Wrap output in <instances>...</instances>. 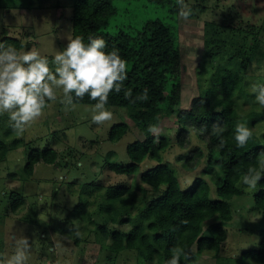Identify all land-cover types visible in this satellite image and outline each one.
<instances>
[{
	"label": "trees",
	"instance_id": "trees-1",
	"mask_svg": "<svg viewBox=\"0 0 264 264\" xmlns=\"http://www.w3.org/2000/svg\"><path fill=\"white\" fill-rule=\"evenodd\" d=\"M139 1L73 0L72 4V38L81 36L87 42L88 36L103 37L108 50L113 47L119 49L127 61L125 89H131L133 97L145 87L149 89L148 100L136 103L125 99L123 90L113 92L106 106L126 108L134 125L145 135L143 140H135L127 146L130 162H109V166L118 174L134 175L145 162H152V166L140 174L143 187H139L150 195L145 194L138 200L136 186H108L104 205L98 209L105 221L97 225L96 234L101 247L108 250L105 258L111 261L129 249L154 264H167L175 250L180 256V264H194L195 257L205 250H221L228 235L224 222L233 218L229 201L247 192L242 181L248 167H255L264 174V134L259 137L254 130L255 121L264 119V112L242 113L236 100L242 89V71L259 49V28L250 21L233 16L230 11L221 22H205L208 29L205 31L204 45L214 71L208 87L194 99L192 107L181 109L179 40L174 29L176 24L165 19H175L179 15L177 0H148L156 9L168 8L170 13L166 10V15L161 18L147 16L131 19L127 5ZM195 1L189 6L190 18H198L207 10L206 0ZM232 37L238 38L236 44L234 40L231 41ZM1 42L13 45L20 51L24 47L23 41L15 37L6 36ZM73 102L95 104L87 94L82 99L74 98ZM175 113L180 122L175 143L187 148L191 145L190 133L194 131L205 144V149L196 147L189 151L184 165L192 168L194 160L206 158L203 173L215 186L217 199L211 197L212 185L206 177L196 176L191 184L182 186L175 169L162 160V151L171 142L163 135L154 136L148 128L149 125L160 127L166 118ZM241 121L247 122L253 135L245 147L238 148L233 136L235 125ZM214 124L222 126L221 137L209 134ZM201 128L207 131L201 133ZM128 130L129 124L126 122L114 124L110 140L118 141ZM221 138L223 148L219 147ZM12 146L0 139V162L7 158ZM56 156L54 149L43 152L32 150L25 172L33 175L39 161L52 164ZM254 200V206L264 212V178L256 186ZM10 201L12 209L17 210L24 204L25 197L12 192ZM134 206H137V211L133 215L131 209ZM212 218L205 226V221ZM133 219L135 223L128 229L108 225L117 221L130 223ZM243 257L264 264V230L261 231L259 245L243 253Z\"/></svg>",
	"mask_w": 264,
	"mask_h": 264
},
{
	"label": "rangeland",
	"instance_id": "rangeland-1",
	"mask_svg": "<svg viewBox=\"0 0 264 264\" xmlns=\"http://www.w3.org/2000/svg\"><path fill=\"white\" fill-rule=\"evenodd\" d=\"M185 2L190 6L196 1ZM205 3L207 10L198 18L185 19L180 15L175 19L165 18L177 26L174 29L181 52L179 107H192L194 99L208 87L214 71L204 45L208 29L205 22H221L231 12L259 28V49L242 71V89L236 96L238 107L242 113L264 112V108L254 102L250 87L252 83L264 84V0H206ZM72 4L73 0H0V42L6 36L21 39L24 43L22 52L31 50L47 55L50 68H54L52 56L63 50L67 40L72 38ZM127 7L131 19L161 18L166 15V10L170 13L168 8L156 9L148 0ZM226 38L229 40L230 36L227 34ZM233 40L235 44L238 42L236 37H232ZM62 95L58 91V99L48 102L41 117L22 132L13 130L6 113L0 116V139L13 144L7 158L0 162V264L11 253L14 237L22 235L28 237L32 245L28 264H154L129 249L122 251L116 260L106 259L108 250L101 247L96 234L97 225L105 221L98 209L104 205L108 186H136L138 200L145 194L150 195L139 187H143L140 174L151 167L152 162H145L134 175L118 174L109 166V162H130L127 146L135 140H143L144 133L134 125L126 108L106 106L112 119L96 125L89 111L94 104L73 102L66 106L60 102ZM120 122L129 124V130L118 141H111V128ZM159 129V135L171 142L162 151V160L175 169L182 186L203 175L212 185L211 197L217 199L215 186L203 173L206 158L194 160L192 168L184 165L189 151L196 147L205 149L204 141L192 131L191 145L187 148L177 145L180 122L176 113L166 118ZM254 130L259 137L264 134V119L255 121ZM46 149L56 150L55 162L49 164L41 160L35 165L33 175H28L25 165L29 153ZM242 186L247 192L229 201L233 218L224 222L228 235L221 250H205L195 257L194 264H257L245 260L243 253L259 245L264 230V212L254 206L256 188ZM12 192L25 197L24 204L17 210L11 206ZM136 211L137 206L132 207L133 215ZM134 219L130 223L117 221L108 225L128 229L135 223ZM211 220L213 218L205 221V226ZM73 225L78 226L79 237L72 232ZM52 239L60 242L59 246L53 247Z\"/></svg>",
	"mask_w": 264,
	"mask_h": 264
},
{
	"label": "clouds",
	"instance_id": "clouds-1",
	"mask_svg": "<svg viewBox=\"0 0 264 264\" xmlns=\"http://www.w3.org/2000/svg\"><path fill=\"white\" fill-rule=\"evenodd\" d=\"M177 5L179 15L187 19L190 14L188 4L185 0H177ZM51 64L54 68H50L48 56L38 51L22 52L13 45L0 42V116L8 115L13 130L22 132L40 118L48 102L58 99V91L63 93L60 102L66 106L73 105L74 98L82 99L86 94L95 101L89 111L96 125L112 119L111 111L106 108L111 93L123 90L125 99L131 103L149 98L147 87L135 97L131 89H125L127 61L119 49L108 50L103 37L88 36L87 42L81 36L69 38L63 50L52 56ZM250 87L254 102L264 108V84L252 83ZM148 131L158 137L160 129L157 125H149ZM206 131L201 128V133ZM222 132V126L214 124L209 134L221 137ZM252 135L246 121L235 125L233 138L238 148L245 147ZM219 147H224L222 138ZM262 178L264 174L249 166L242 183L246 188L254 189ZM72 232L77 237L81 234L77 225L72 226ZM51 243L57 247L60 242L52 239ZM31 248L28 237H14L12 251L4 257L2 264H28ZM167 264H180V256L175 250Z\"/></svg>",
	"mask_w": 264,
	"mask_h": 264
}]
</instances>
